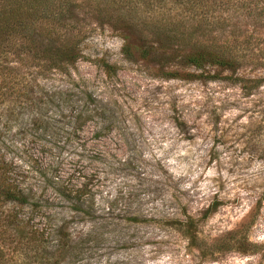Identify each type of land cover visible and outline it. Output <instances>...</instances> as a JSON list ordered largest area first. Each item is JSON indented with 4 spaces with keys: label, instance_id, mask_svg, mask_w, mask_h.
<instances>
[{
    "label": "rangeland",
    "instance_id": "obj_1",
    "mask_svg": "<svg viewBox=\"0 0 264 264\" xmlns=\"http://www.w3.org/2000/svg\"><path fill=\"white\" fill-rule=\"evenodd\" d=\"M91 3L77 9L89 32L75 64L12 62L33 92L0 103V157L38 203L15 211L50 249L69 238L56 264H264V0H232L226 28L215 24L217 6L205 13L198 34L232 41L242 61L234 72L127 58L122 32L100 23L118 12ZM132 4L139 46L156 37L143 20L182 11L170 0ZM203 10L193 15L204 20ZM237 77L261 83L247 92ZM190 218L195 237L181 228ZM235 230L244 247L214 249Z\"/></svg>",
    "mask_w": 264,
    "mask_h": 264
},
{
    "label": "trees",
    "instance_id": "obj_2",
    "mask_svg": "<svg viewBox=\"0 0 264 264\" xmlns=\"http://www.w3.org/2000/svg\"><path fill=\"white\" fill-rule=\"evenodd\" d=\"M143 1L147 7L168 2V0ZM170 1L171 8L181 7L182 11L169 17L163 15L159 19L151 15L146 21L143 20L141 24L152 26V35L156 37L144 38V42L139 46L130 35L136 27L135 19L129 18L133 17L134 12L137 13V7L132 4L133 0H0V103L6 102L12 95L18 99L20 97L29 99L33 92V89L24 83L21 72L13 66V61L22 65L31 63L44 69L65 70L81 58L80 47L89 31L82 19L77 17V9L82 7L84 2L87 4L92 2L99 12L104 10L118 12L111 16V19L101 18L100 23H110L112 27L122 32L125 40L122 50L127 58L132 59L138 55L162 67L176 66L203 71L214 67L234 72L242 64L240 56L234 52L230 39L208 40L198 34L200 28L209 24L205 13L210 12L211 6L215 9L214 5L222 10L215 24L226 28L229 19L228 14L223 13L231 7L232 0ZM200 7L205 9L202 12L204 20L193 15ZM124 10H127L128 14H123ZM184 12L192 16L187 19ZM103 67L109 75L115 73L114 67L108 62H104ZM177 75L181 76L177 71L166 72L168 77ZM225 78L234 79L229 75ZM236 79L243 83V88L247 92L257 88L261 83L260 79L246 80L244 77ZM248 82L252 84L248 85ZM9 168L7 162L0 157V264H32L37 263L36 261L41 264H56L60 259L58 257L56 260L55 255L58 256L56 253L63 255L61 249L65 250L70 240L69 238L63 240L62 247L50 249V246L46 245L48 240L45 234L31 223L29 217L26 220L19 215V211H15V208L28 205L35 209L38 203L34 200L33 192L31 191L30 195ZM72 191L76 201H79L86 190L81 186ZM73 206L81 209L82 202H75ZM212 207L207 210V214L211 213ZM193 227L192 218L181 224L182 230L190 235L189 237L194 236L188 231ZM63 228L64 226L59 230ZM62 233L65 235V232ZM245 238L242 230L232 231L225 239H221L220 243L218 240L214 249L232 250L244 247ZM10 243H13V246ZM21 256H26L27 261ZM53 257L55 261L51 260Z\"/></svg>",
    "mask_w": 264,
    "mask_h": 264
}]
</instances>
